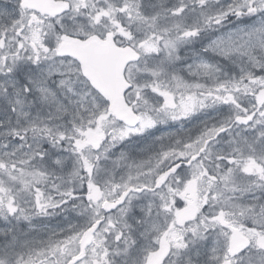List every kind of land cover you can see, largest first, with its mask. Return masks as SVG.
I'll list each match as a JSON object with an SVG mask.
<instances>
[{
	"label": "snow or ice",
	"instance_id": "1",
	"mask_svg": "<svg viewBox=\"0 0 264 264\" xmlns=\"http://www.w3.org/2000/svg\"><path fill=\"white\" fill-rule=\"evenodd\" d=\"M0 264H264V0H0Z\"/></svg>",
	"mask_w": 264,
	"mask_h": 264
}]
</instances>
